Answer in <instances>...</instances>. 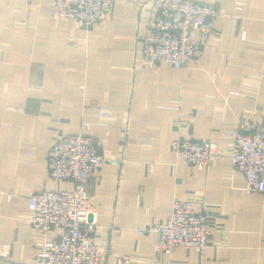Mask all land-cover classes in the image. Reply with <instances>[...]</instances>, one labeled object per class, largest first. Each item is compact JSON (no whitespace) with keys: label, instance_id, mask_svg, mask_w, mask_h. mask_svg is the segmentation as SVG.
I'll use <instances>...</instances> for the list:
<instances>
[{"label":"crops","instance_id":"1","mask_svg":"<svg viewBox=\"0 0 264 264\" xmlns=\"http://www.w3.org/2000/svg\"><path fill=\"white\" fill-rule=\"evenodd\" d=\"M144 1L115 0L87 25L54 16L50 0H0V249L17 262H34L42 239L29 195L73 187L49 178L48 151L87 122L102 152L124 159L87 185L103 263L264 264V194L230 158L236 128L264 129V0H197L220 13L182 69L139 62ZM178 137L213 141L223 154L207 168L177 160ZM177 197L212 215L204 257L160 252L156 233L139 231L164 221Z\"/></svg>","mask_w":264,"mask_h":264},{"label":"built area","instance_id":"2","mask_svg":"<svg viewBox=\"0 0 264 264\" xmlns=\"http://www.w3.org/2000/svg\"><path fill=\"white\" fill-rule=\"evenodd\" d=\"M115 0H50L54 16L67 15L93 25L103 19ZM148 25L142 39L141 64L167 63L182 69L214 33L220 11L216 4L197 0H146ZM88 123L69 135L57 136L48 151L49 178L73 182L71 189H42L28 197L30 221L40 230L42 239L34 262H17L8 251L0 249V264H105L97 241L98 209L87 185L104 164H121L124 159L108 157L99 141L88 134ZM230 150L232 165L242 171L247 187L264 194V129L252 132L238 127L233 132ZM177 160H186L199 168L209 167L222 151L210 140L178 137L172 142ZM212 215L206 207L198 208L192 199L175 198L164 220L141 233L157 235L155 248L171 253L178 247L194 249L204 257L214 232ZM59 230L50 240L49 234ZM117 264H127L121 257Z\"/></svg>","mask_w":264,"mask_h":264}]
</instances>
